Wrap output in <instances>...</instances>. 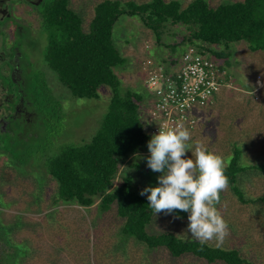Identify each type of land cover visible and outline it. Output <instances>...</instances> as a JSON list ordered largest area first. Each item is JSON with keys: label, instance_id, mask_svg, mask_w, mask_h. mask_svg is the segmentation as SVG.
<instances>
[{"label": "rangeland", "instance_id": "1", "mask_svg": "<svg viewBox=\"0 0 264 264\" xmlns=\"http://www.w3.org/2000/svg\"><path fill=\"white\" fill-rule=\"evenodd\" d=\"M100 1L103 0H68V6L82 17L86 29ZM177 1L184 7L192 0ZM207 1L216 6L240 0ZM185 33L179 26L168 25L157 44L154 34L137 17L121 15L113 27V43L126 59L125 67L115 69V74L122 90L142 97L147 136L151 92L144 84L141 64L160 56L179 60L188 45L182 43ZM49 39L50 33L40 30L32 37L31 49L28 47L39 65L45 63L44 49ZM209 48L227 52L223 60L210 54L221 67L226 64V85L201 109L190 143L201 141L210 151L223 156L226 164L237 145L243 151L242 163L258 164L264 159V52H250L244 42ZM46 68V77L52 84V118L35 123L28 130L31 135L27 141L10 146L9 157L0 155V264H205L189 256L172 258L164 249H148L135 238L121 235L122 221L115 218L113 211L100 212L98 199L87 208L52 204L56 183L44 170V160L61 145L91 140L107 111L111 92L102 86L97 99H75ZM58 94L62 104L58 103ZM149 155L146 148L120 166L125 168H120V175L130 176L140 192L145 187L159 186L157 178L161 173L147 167L145 158ZM185 158L195 159L194 151ZM238 184L252 202L240 203L229 187L221 193L218 207L230 234L220 247L237 248L246 258L264 264V175L242 177ZM187 226L188 220L157 215L146 230H169L190 238V234L185 236Z\"/></svg>", "mask_w": 264, "mask_h": 264}, {"label": "trees", "instance_id": "2", "mask_svg": "<svg viewBox=\"0 0 264 264\" xmlns=\"http://www.w3.org/2000/svg\"><path fill=\"white\" fill-rule=\"evenodd\" d=\"M45 12L43 26L50 39L44 62L58 83L75 99H97L102 86L111 92L107 111L91 140L61 145L44 160V170L56 183L52 204L71 203L87 208L98 199L100 212L113 211L115 218L122 221L121 235L135 238L148 249H164L172 258L189 256L205 264H257L237 248L201 245L169 230L147 232L146 227L157 215L187 220L188 213L175 210L171 215H155L148 207L147 195L139 194L130 176L120 175L121 163L142 153L150 139L142 119V97L122 90L115 74V69L125 67L126 59L113 43L112 30L119 16L126 15L139 18L154 34L157 44L169 25L185 30L182 43H196L222 60L228 56L226 50H212L209 46L244 42L250 52H264V0L216 6L207 0H192L184 7L177 0H103L94 6L86 29L82 17L69 8L67 0H60ZM242 155V148L235 145L225 175L233 195L247 204L252 200L245 197L238 182L248 175H264V159L258 164H244Z\"/></svg>", "mask_w": 264, "mask_h": 264}, {"label": "clouds", "instance_id": "3", "mask_svg": "<svg viewBox=\"0 0 264 264\" xmlns=\"http://www.w3.org/2000/svg\"><path fill=\"white\" fill-rule=\"evenodd\" d=\"M190 141L192 133L183 122H174L151 137L147 143L150 155L145 159L150 170L161 173L159 186L145 187L139 194L147 195L148 207L155 215H171L175 210L188 213L185 236L190 234L201 245L215 243L220 247L230 234L218 207L221 193L229 187L227 164L206 144ZM190 151L195 159L185 158Z\"/></svg>", "mask_w": 264, "mask_h": 264}, {"label": "flooded vegetation", "instance_id": "4", "mask_svg": "<svg viewBox=\"0 0 264 264\" xmlns=\"http://www.w3.org/2000/svg\"><path fill=\"white\" fill-rule=\"evenodd\" d=\"M58 2L0 0V155L6 158L10 146L29 139L28 130L35 123L52 118L47 65H39L29 48L36 32L47 33L43 26L45 10ZM57 100L62 104L61 95Z\"/></svg>", "mask_w": 264, "mask_h": 264}, {"label": "built area", "instance_id": "5", "mask_svg": "<svg viewBox=\"0 0 264 264\" xmlns=\"http://www.w3.org/2000/svg\"><path fill=\"white\" fill-rule=\"evenodd\" d=\"M141 66L144 84L151 92L146 113L149 139L174 122H183L190 131L194 130L201 109L226 85L225 68L197 45L185 48L177 66L166 67L149 58Z\"/></svg>", "mask_w": 264, "mask_h": 264}, {"label": "crops", "instance_id": "6", "mask_svg": "<svg viewBox=\"0 0 264 264\" xmlns=\"http://www.w3.org/2000/svg\"><path fill=\"white\" fill-rule=\"evenodd\" d=\"M180 59L179 60H176V59H171V58H168V57H162V56H160V58L158 60L154 61V62H156V63H163V65H165L166 67H168V65L177 66L178 65V62L180 61Z\"/></svg>", "mask_w": 264, "mask_h": 264}]
</instances>
